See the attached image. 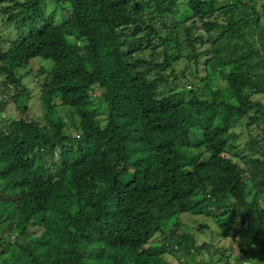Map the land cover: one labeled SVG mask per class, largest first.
Masks as SVG:
<instances>
[{"label": "trees", "instance_id": "1", "mask_svg": "<svg viewBox=\"0 0 264 264\" xmlns=\"http://www.w3.org/2000/svg\"><path fill=\"white\" fill-rule=\"evenodd\" d=\"M2 12L0 264H264L263 0Z\"/></svg>", "mask_w": 264, "mask_h": 264}, {"label": "rangeland", "instance_id": "2", "mask_svg": "<svg viewBox=\"0 0 264 264\" xmlns=\"http://www.w3.org/2000/svg\"><path fill=\"white\" fill-rule=\"evenodd\" d=\"M52 7L51 8L48 7L49 8L48 12H50L52 10ZM62 9H63V11H60L59 9H57L56 14L53 15L54 16V20L62 21L64 19V16H65L64 13L67 14V10H65L63 5H62ZM2 16L7 18V13L6 12H2L0 14V19L2 18ZM1 24H2V21H0V25ZM17 26L18 25L16 23H13L12 25L9 26L11 29H13V31H10L12 34L16 33L18 30H20V29H17ZM19 28H20V26H19ZM39 66H40V62L32 61L25 68H22V69L18 70V72H17L18 75L22 78V82H23L24 86L27 87L29 89V91H31V93L34 96V99L37 102H38L37 95L39 94V87H38L39 81L38 80H41V77H37L36 76V74L38 73L37 68H39ZM203 68L204 67L201 64V68L198 69L199 75H202V74L205 73ZM186 73H190V72H186L185 71V74ZM3 79H4V76L0 75V80H3ZM41 82H42V80H41ZM4 92L5 91L0 87V96L3 95L2 93H4ZM31 104H32L31 105V107H32L31 111L32 112H38L39 110L38 111H34V110L38 109V104L35 103L34 100H32ZM6 111L10 113L11 117H14V115H19V112L16 109V105L13 102V100H11V99L7 100V102L4 104V106L0 107V112L1 113H4ZM5 125H6V122L2 120V123H1L0 126L4 127ZM191 224L193 225V222ZM211 227L214 228L217 232H219V225H218L217 222L212 220ZM202 242H208V240H204ZM215 260H217V257L215 258ZM173 261L176 262L177 258L173 259Z\"/></svg>", "mask_w": 264, "mask_h": 264}, {"label": "clouds", "instance_id": "3", "mask_svg": "<svg viewBox=\"0 0 264 264\" xmlns=\"http://www.w3.org/2000/svg\"><path fill=\"white\" fill-rule=\"evenodd\" d=\"M5 4H11V2H4ZM7 13V12H6ZM9 13H7V19H8ZM20 30H18L15 34H18ZM22 69V68H20ZM19 69V70H20ZM57 155V153H56ZM39 177L40 176V169L38 168H31V169H26L22 172L20 176H18V182H14L12 185H30L28 182L32 177ZM38 185V184H35Z\"/></svg>", "mask_w": 264, "mask_h": 264}]
</instances>
